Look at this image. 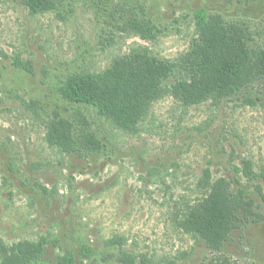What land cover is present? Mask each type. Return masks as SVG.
I'll list each match as a JSON object with an SVG mask.
<instances>
[{
    "label": "rangeland",
    "instance_id": "1",
    "mask_svg": "<svg viewBox=\"0 0 264 264\" xmlns=\"http://www.w3.org/2000/svg\"><path fill=\"white\" fill-rule=\"evenodd\" d=\"M52 1L32 14L0 0V247H43L30 264L68 252L76 264H264V76L197 98L188 63L204 46L202 9L264 52V0ZM139 53L171 73L135 132L59 95L70 76ZM60 120L72 151L48 139ZM220 182L229 229L215 244L188 224Z\"/></svg>",
    "mask_w": 264,
    "mask_h": 264
},
{
    "label": "trees",
    "instance_id": "2",
    "mask_svg": "<svg viewBox=\"0 0 264 264\" xmlns=\"http://www.w3.org/2000/svg\"><path fill=\"white\" fill-rule=\"evenodd\" d=\"M23 3L32 14L54 8L52 0H23ZM195 24L204 38V46L199 47L196 57L188 62L191 64L189 70L195 74L191 86L193 97L234 92L244 87L246 81L253 76H264V52L248 47L235 30L223 27L219 21H210L209 15L203 9L196 13ZM169 73L171 68L168 64L152 59L146 53H139L115 60L103 73L70 76L61 84L58 92L63 100L96 107L101 114L110 116L122 129L135 132L148 107L156 99L157 80L168 77ZM183 89L188 92L184 86ZM183 98L188 102L187 95ZM48 139L52 144L69 151L74 149L72 125L65 120L53 123ZM82 139L81 145L84 148H99L100 144L93 135L84 133ZM255 178L264 183V170ZM218 184L211 198L197 214H193L188 224L189 229L207 235L215 244L229 229L227 189L223 182ZM240 194L241 197L244 196L242 190ZM262 200L264 202V195ZM42 252L43 247L30 243L11 249L0 247L2 264H30ZM92 254L90 247L82 250V255L86 258ZM76 263V257L71 252L64 254L60 262Z\"/></svg>",
    "mask_w": 264,
    "mask_h": 264
}]
</instances>
